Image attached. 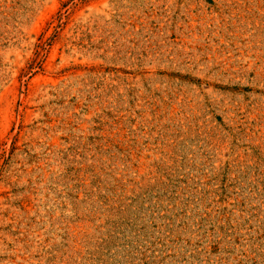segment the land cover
I'll list each match as a JSON object with an SVG mask.
<instances>
[{"label":"rangeland","instance_id":"obj_1","mask_svg":"<svg viewBox=\"0 0 264 264\" xmlns=\"http://www.w3.org/2000/svg\"><path fill=\"white\" fill-rule=\"evenodd\" d=\"M0 264H264V0H0Z\"/></svg>","mask_w":264,"mask_h":264}]
</instances>
